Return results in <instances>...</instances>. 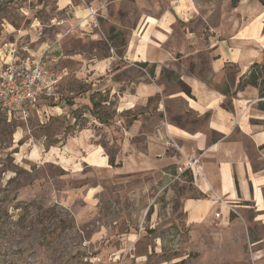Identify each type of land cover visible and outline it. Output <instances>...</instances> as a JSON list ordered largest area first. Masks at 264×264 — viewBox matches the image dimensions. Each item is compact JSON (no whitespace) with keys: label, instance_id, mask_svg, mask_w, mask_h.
I'll return each mask as SVG.
<instances>
[{"label":"rangeland","instance_id":"374dc122","mask_svg":"<svg viewBox=\"0 0 264 264\" xmlns=\"http://www.w3.org/2000/svg\"><path fill=\"white\" fill-rule=\"evenodd\" d=\"M69 1L77 6V0H0V72L10 63L30 64L47 46L112 61L104 71L66 79L60 115L47 118L42 111L30 110L22 118L0 113V264H224L202 254L201 244L189 247L181 203L197 194L189 172L178 171L182 163L170 178L163 177L155 169L139 167L137 135L128 137L132 147L126 146L125 131L138 109L134 104L131 111H123L131 105L122 103V96L136 94L139 81L154 86L152 68L123 58L127 29H106L95 8L103 39L92 42L81 36L76 21L68 20L73 18L67 15L71 6L61 9ZM194 1L199 15L191 29L203 36L208 27L201 15L226 34L238 23L240 12H234L231 0ZM113 11L115 20L122 16L125 28L140 12L129 1L116 4ZM259 43L264 46L263 40ZM262 55L264 49L259 58ZM208 59L196 55L183 64L187 72H200L209 89L224 91L233 76L230 71L212 76L215 65ZM58 65L76 70L66 59ZM172 70L162 71L159 94H189V88L171 76ZM169 107L198 126L191 111ZM224 107H230L229 100ZM256 122L264 126V119ZM157 129L155 136L162 141ZM165 139L166 146L174 147L167 135ZM97 152L107 160L104 168L86 159ZM203 239L208 245V238Z\"/></svg>","mask_w":264,"mask_h":264},{"label":"crops","instance_id":"0c3cea01","mask_svg":"<svg viewBox=\"0 0 264 264\" xmlns=\"http://www.w3.org/2000/svg\"><path fill=\"white\" fill-rule=\"evenodd\" d=\"M125 1L136 3L140 10L130 28L124 27L121 15L118 20L113 18V8ZM250 1L239 0L236 4L233 10L240 12L238 23L232 24L229 34L210 25L207 15H201L208 27L206 37L191 29L199 15L194 0H88L87 5L77 0V6L69 1L61 8L71 6L67 15L73 18L68 16V20L76 21L77 31L92 42L102 41V31L86 8L101 11L106 29H127L123 58L152 68L157 81L154 86L139 81L136 94L122 96V103L131 105L123 111H131L134 104L138 109L125 131L126 146L132 147L128 137L137 135L139 167L144 171L155 169L169 178L183 157L199 158L201 175L189 173L197 196L185 197L181 203L184 227L189 247L201 244L202 254L216 256L224 264H264V126L256 122L264 119V111L255 107L259 102L255 88L238 87L264 49L259 43H264V5L259 0ZM244 3L246 9L242 7ZM109 7L113 12L110 15ZM47 47L45 62L61 73L63 80L52 96L43 97L31 110L38 114L42 111L48 118L54 113L62 114L58 107L63 98L61 91L71 74L77 77L82 72H101L112 61L107 56L96 58L84 52L68 55L61 48ZM205 54L215 65L212 76L231 72L233 77L224 84L228 87L224 91L209 89L206 78L198 75L200 72H187L183 62ZM65 59L76 65L75 71L59 67V61ZM170 67L171 76L187 86L189 94L161 96L163 87L158 80L162 71ZM226 100L230 107H224ZM173 105L195 114L198 126L172 113L169 106ZM157 128L162 131V141L155 136ZM165 135L170 140L167 143L174 147L165 145ZM86 159L96 168L107 164L98 152ZM203 238H208V245L201 241Z\"/></svg>","mask_w":264,"mask_h":264},{"label":"built area","instance_id":"2783aa9c","mask_svg":"<svg viewBox=\"0 0 264 264\" xmlns=\"http://www.w3.org/2000/svg\"><path fill=\"white\" fill-rule=\"evenodd\" d=\"M88 16L95 18L96 10L87 7ZM42 50L29 63H10L0 72V113L11 116L19 114L27 118L43 97L52 96L63 80V75L47 66ZM198 157L185 156L179 172L188 171L193 176L201 175Z\"/></svg>","mask_w":264,"mask_h":264},{"label":"trees","instance_id":"16d2710c","mask_svg":"<svg viewBox=\"0 0 264 264\" xmlns=\"http://www.w3.org/2000/svg\"><path fill=\"white\" fill-rule=\"evenodd\" d=\"M259 1L262 2L263 0ZM238 2L239 0H231V5L235 7ZM262 4L264 5V2H262ZM239 87L255 88L258 92V98L262 100L264 99V55L250 66L247 74L239 83ZM263 103L264 101L259 102V110L261 111H264Z\"/></svg>","mask_w":264,"mask_h":264}]
</instances>
